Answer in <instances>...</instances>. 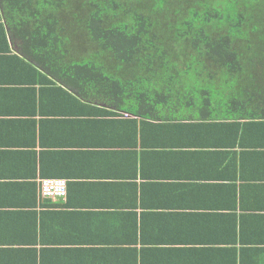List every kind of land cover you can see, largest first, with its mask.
Wrapping results in <instances>:
<instances>
[{
	"label": "crops",
	"instance_id": "crops-1",
	"mask_svg": "<svg viewBox=\"0 0 264 264\" xmlns=\"http://www.w3.org/2000/svg\"><path fill=\"white\" fill-rule=\"evenodd\" d=\"M17 38L0 29V264H264V125L108 116L31 85Z\"/></svg>",
	"mask_w": 264,
	"mask_h": 264
},
{
	"label": "trees",
	"instance_id": "trees-1",
	"mask_svg": "<svg viewBox=\"0 0 264 264\" xmlns=\"http://www.w3.org/2000/svg\"><path fill=\"white\" fill-rule=\"evenodd\" d=\"M0 2L31 85L72 87L108 116L264 125V0Z\"/></svg>",
	"mask_w": 264,
	"mask_h": 264
},
{
	"label": "built area",
	"instance_id": "built-area-1",
	"mask_svg": "<svg viewBox=\"0 0 264 264\" xmlns=\"http://www.w3.org/2000/svg\"><path fill=\"white\" fill-rule=\"evenodd\" d=\"M47 180H52L54 183H56L57 188L54 189V192L51 191V190H53V187H51L48 184ZM65 185H66L65 182L63 180H60V179H46V180L41 181L40 190L42 193L47 194L46 197H51V198L63 197V196H65V193H66V186Z\"/></svg>",
	"mask_w": 264,
	"mask_h": 264
},
{
	"label": "bare ground",
	"instance_id": "bare-ground-1",
	"mask_svg": "<svg viewBox=\"0 0 264 264\" xmlns=\"http://www.w3.org/2000/svg\"><path fill=\"white\" fill-rule=\"evenodd\" d=\"M46 179H56V178H46ZM46 179H42V180H46ZM42 180H40L39 181V190H40V186H41V181ZM60 180H63V179H60ZM64 182H65V186H66V193H65V196H66V194H67V182L65 181V180H63ZM47 182H48V184L51 186V187H53V190H51V191H53L54 192V189L55 188H57V185H56V183H54L52 180H47ZM40 195L42 196V197H44V198H51V197H46L47 196V194L46 193H42L41 192V190H40ZM54 195V194H53ZM65 196H63V197H53V198H64Z\"/></svg>",
	"mask_w": 264,
	"mask_h": 264
}]
</instances>
